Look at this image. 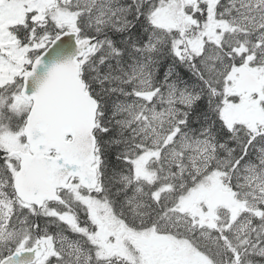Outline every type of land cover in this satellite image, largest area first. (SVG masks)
Masks as SVG:
<instances>
[{
	"label": "snow or ice",
	"instance_id": "obj_1",
	"mask_svg": "<svg viewBox=\"0 0 264 264\" xmlns=\"http://www.w3.org/2000/svg\"><path fill=\"white\" fill-rule=\"evenodd\" d=\"M0 264H264V0H0Z\"/></svg>",
	"mask_w": 264,
	"mask_h": 264
}]
</instances>
